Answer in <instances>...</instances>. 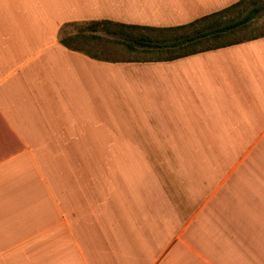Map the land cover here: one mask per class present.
Masks as SVG:
<instances>
[{"label":"crops","instance_id":"obj_1","mask_svg":"<svg viewBox=\"0 0 264 264\" xmlns=\"http://www.w3.org/2000/svg\"><path fill=\"white\" fill-rule=\"evenodd\" d=\"M237 1L0 0V264H264V35L157 61L58 40Z\"/></svg>","mask_w":264,"mask_h":264},{"label":"trees","instance_id":"obj_2","mask_svg":"<svg viewBox=\"0 0 264 264\" xmlns=\"http://www.w3.org/2000/svg\"><path fill=\"white\" fill-rule=\"evenodd\" d=\"M242 0H238L234 4L220 10L214 12L212 14L203 16L198 18L188 24L173 26V27H150V26H140L133 24H125L114 22L107 19H99V20H91L87 21L82 29L78 31L73 37L75 38H83L84 40L93 39V38H103L108 39L114 44L124 46L126 49L130 51H135L138 49L142 50H157V51H172L173 49H178L183 47L184 45H190L193 42L200 40L201 38L209 37V36H218L220 34H224L226 32L235 30L241 26H244L246 23L251 21V19L255 16V14L259 11L257 7L251 8L248 12L240 19L233 20L230 22H225L220 24L218 19L212 20V22L207 23L200 28H196L187 33H179L175 34V32L183 30L185 28L193 26L195 23L205 20L210 17H215L217 15H221L231 8L239 5ZM83 30H87L89 34H84ZM97 32H102L104 36L97 34ZM158 36H155V34ZM263 36V35H261ZM250 39V38H249ZM243 41V40H242ZM64 47L84 53L85 55L95 58L101 59L104 61H116V60H108L105 58H100L97 55L90 54L85 48H74L70 46L68 43V39L64 38L59 41ZM236 42H230L221 45H215L211 47H205L200 49H194L191 51H187L184 53H176L173 55H169L164 58H154V60H173L179 57L191 55L193 53H197L200 51H205L213 48H218L225 45H230Z\"/></svg>","mask_w":264,"mask_h":264},{"label":"rangeland","instance_id":"obj_3","mask_svg":"<svg viewBox=\"0 0 264 264\" xmlns=\"http://www.w3.org/2000/svg\"><path fill=\"white\" fill-rule=\"evenodd\" d=\"M257 7L259 11L255 14V16L246 23L244 26L236 28L235 30L226 32L224 34H220L218 36H209L205 38H201L200 40L191 43L190 45H184L181 48L173 49L172 51H157V50H142L138 49L135 51H130L126 49L124 46L117 45L109 41L108 39L103 38H93L84 40L83 38H75L74 35L82 29V26L85 25L87 21H72L64 23L58 32V40H62L64 38L68 39L69 45L74 48H85L90 54H94L99 56L100 58H105L108 60H128V59H154V58H164L169 55H173L176 53H184L187 51H191L194 49H200L205 47H211L215 45L226 44L230 42L242 41L253 37H258L264 35V0H242L241 3L229 11L217 15L215 17H210L205 20L199 21L195 23L193 26L185 28L183 30L175 32V34L179 33H187L193 29L200 28L201 26L212 22L214 19H218L220 24L225 22H230L233 20H237L242 18L248 10L251 8ZM84 34H89L87 30H83ZM102 36V32H97ZM155 36L158 34L154 33ZM109 118L104 117L103 123L109 122ZM126 121L124 118L123 122ZM118 122V121H117ZM174 123L173 118H169L165 122H161L163 125H169ZM109 136L108 134H104ZM159 146H144V151H149V149L157 150ZM142 150V149H141Z\"/></svg>","mask_w":264,"mask_h":264}]
</instances>
